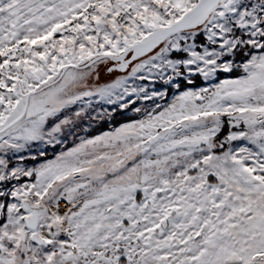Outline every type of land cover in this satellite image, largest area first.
<instances>
[{
	"label": "snow or ice",
	"instance_id": "snow-or-ice-1",
	"mask_svg": "<svg viewBox=\"0 0 264 264\" xmlns=\"http://www.w3.org/2000/svg\"><path fill=\"white\" fill-rule=\"evenodd\" d=\"M0 264H264V0H0Z\"/></svg>",
	"mask_w": 264,
	"mask_h": 264
},
{
	"label": "rangeland",
	"instance_id": "rangeland-1",
	"mask_svg": "<svg viewBox=\"0 0 264 264\" xmlns=\"http://www.w3.org/2000/svg\"><path fill=\"white\" fill-rule=\"evenodd\" d=\"M127 71H130V68L128 70H125L124 72L115 71V72L109 74L106 72V70L104 68H101L100 69V79L98 81H96V83H107L110 80L115 79L116 76L126 75ZM68 146H70V145H68Z\"/></svg>",
	"mask_w": 264,
	"mask_h": 264
},
{
	"label": "trees",
	"instance_id": "trees-1",
	"mask_svg": "<svg viewBox=\"0 0 264 264\" xmlns=\"http://www.w3.org/2000/svg\"><path fill=\"white\" fill-rule=\"evenodd\" d=\"M106 127V126H105Z\"/></svg>",
	"mask_w": 264,
	"mask_h": 264
}]
</instances>
